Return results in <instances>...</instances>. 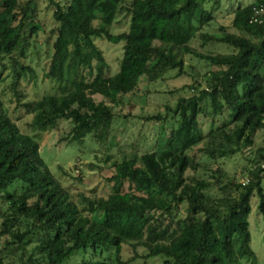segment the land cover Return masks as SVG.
<instances>
[{"label":"trees","instance_id":"16d2710c","mask_svg":"<svg viewBox=\"0 0 264 264\" xmlns=\"http://www.w3.org/2000/svg\"><path fill=\"white\" fill-rule=\"evenodd\" d=\"M50 2L55 22L47 40L52 54L46 75L71 89L32 103L34 129L53 130L61 120L70 121L68 144L90 136L106 150L112 128L121 122L116 119L133 117L134 105L126 112L122 103L140 89L141 80L187 74L194 79L188 85L194 93L180 96L175 107L136 115L157 123L161 133L151 140L154 148L113 163L110 181L118 187L130 183V189L113 188L106 196L82 192L77 199L55 178L39 142L20 130L0 102V201L6 205L0 207V264H16L17 252L29 254L28 264H64L80 250V264H110L100 260L110 249L115 263L132 264L121 258L124 244L143 245L146 253L136 256L160 257L162 264L254 260L250 201L257 192L264 212V144L245 156L252 164L246 182L231 178L219 164L253 146L258 133L264 136V25L250 22L253 6L264 0L231 6V25L238 32L221 26L213 33L206 28L223 0ZM123 13L128 29L115 34L112 27ZM36 15L37 0H0V84L4 61L12 58L16 95L23 72L14 55L25 54L28 26L38 32ZM101 37L123 42L115 74H106L107 61L96 43ZM199 39L200 47L216 42L232 51L202 52L194 45ZM188 55L210 64L206 86L194 78L198 69L187 64ZM194 148L210 162L190 155ZM189 170L204 175L190 176Z\"/></svg>","mask_w":264,"mask_h":264},{"label":"rangeland","instance_id":"374dc122","mask_svg":"<svg viewBox=\"0 0 264 264\" xmlns=\"http://www.w3.org/2000/svg\"><path fill=\"white\" fill-rule=\"evenodd\" d=\"M60 1V0H57ZM63 1V0H61ZM251 0H223L221 9L216 12V20L206 28L208 32H220L221 26H225L229 32H238L231 25V6H237L239 3L245 4ZM55 6L50 0H37V15L35 23L38 26V32L32 33L31 27L25 30V38L27 46L25 54L20 55L17 51L14 55L18 62V69L23 72L18 85L19 95L15 94L12 83L15 79V68L13 67V59L7 58L4 61L3 76L5 80L0 84V102L2 107L8 112L12 120L18 125L23 133L29 134L35 138L40 144V151L43 159L47 163L51 172L56 179L61 181L71 191L72 197L77 199L78 193H86L89 195L106 196L112 192L113 188L128 190L131 188L130 183L124 187H118L110 181L113 173V163L120 161L124 156L132 154H140L154 148L151 140L161 133L157 123L141 120L136 115L153 113L156 110H165V105L175 107L180 96L190 95L194 90L188 88L194 81L193 77L184 75L176 77L174 72L168 73L166 79H160L156 82L147 83L141 80L140 89L123 99L121 110L129 112V104H133L130 111L133 117L127 122L125 118L116 119L121 122L114 123L112 133L110 135V144L107 149H103V144L95 143L90 136H87L83 142H72L68 144V132L71 130L70 121L61 120L58 126L51 130H37L32 127L34 114L31 105L41 97L49 94L62 95L65 91L71 89L70 85H65L57 80L51 79L46 75L49 68V60L52 54L51 43L47 40L51 35V29L54 26ZM129 17L118 14L117 20L112 27V32L117 34L128 29ZM201 40L194 43L202 52L226 53L231 52L232 48L224 43L209 42L204 47H200ZM96 43L103 51L107 61L106 74H115L120 68L123 56V42L114 43L104 37L97 38ZM187 64H194L198 70L193 71L203 85L206 86L204 75L211 68L210 64L196 56L186 57ZM20 64L24 66L21 69ZM191 72V71H190ZM99 101L101 97L95 96ZM115 120V121H116ZM172 120H168L165 124L167 131ZM209 123L204 124V129L208 130ZM154 140V144L156 141ZM264 144L263 133H258L255 137V144L246 146L243 152H240L231 158L220 160L222 166L231 178L239 181L248 179L247 171L252 164L246 159V155L255 150L258 146ZM201 144L200 146H202ZM190 155L198 157L200 161L210 162L197 148L189 151ZM188 175L203 176L202 171L194 173L189 170ZM264 187V183H263ZM220 194V191H216ZM251 212L249 215L251 246L256 253L254 260L242 259V264H264V212L260 210V198L255 192L251 197ZM6 207L0 201V207ZM181 214L186 215V204L180 206ZM167 222V220H166ZM5 236H8L5 235ZM2 241H0V246ZM144 255L145 247L138 245L134 247L132 244H124L121 253L122 260L132 259V264H162V258L153 257L144 259L136 256ZM28 255L16 253L13 258L16 264H28ZM83 254L77 251L64 264H80ZM115 253L113 249L105 250L100 256V260H107L110 264H117L114 261Z\"/></svg>","mask_w":264,"mask_h":264},{"label":"built area","instance_id":"2783aa9c","mask_svg":"<svg viewBox=\"0 0 264 264\" xmlns=\"http://www.w3.org/2000/svg\"><path fill=\"white\" fill-rule=\"evenodd\" d=\"M251 23L264 25V2L253 6V13L250 19Z\"/></svg>","mask_w":264,"mask_h":264}]
</instances>
